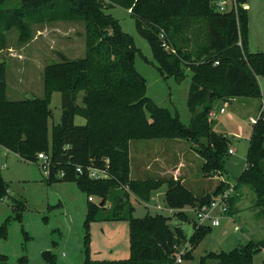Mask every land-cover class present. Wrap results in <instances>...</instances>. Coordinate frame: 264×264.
Masks as SVG:
<instances>
[{
  "label": "trees",
  "instance_id": "obj_1",
  "mask_svg": "<svg viewBox=\"0 0 264 264\" xmlns=\"http://www.w3.org/2000/svg\"><path fill=\"white\" fill-rule=\"evenodd\" d=\"M1 1V0H0ZM15 8L16 27L23 29L20 40L32 22L81 21L84 23L85 53L70 59L58 52L59 59L44 68V97L11 103V113L21 121L19 131L10 124L2 128L1 109L5 105L4 83L0 78V144L21 159L37 162V153L46 152L51 160L47 181L76 180L78 188L112 201L104 219L128 221L129 257L119 260H90L84 264H172L174 242L184 239L180 227L172 229L168 217L155 214L133 217L132 208H124L131 191L147 201L151 191L166 184L165 201L169 208L180 209L209 203L214 194L195 195L179 179L129 178V143L142 138H182L200 146L204 158L203 172H224L223 158L228 156V139L211 129L209 111L218 100L260 97L258 78L264 79V52H249L246 47V9L236 12L215 10L214 0H18ZM212 1V4H211ZM244 3L245 0H238ZM119 5L129 10L140 36L145 38L157 67L163 75L183 77L189 70L191 79L187 106L191 121L183 124L166 107L156 104L145 92V79L135 69L137 50L130 34L107 8ZM13 20V18H11ZM174 52L164 50L158 33ZM216 62V63H215ZM61 94L59 122L48 138L49 102L52 92ZM81 94V103L77 98ZM4 102V103H3ZM3 105V106H4ZM76 116L84 118L76 124ZM18 133L22 136L19 137ZM106 168L103 183L79 173L77 165ZM107 163V166H105ZM63 172V176L58 174ZM239 182L249 184L264 198V112L252 122L244 168ZM96 184V185H95ZM114 185L115 187H112ZM119 186L126 187L124 191ZM94 191V192H93ZM8 184L0 173V201L7 195ZM104 203V202H103ZM102 206V205H101ZM102 209L87 201L84 219V246L89 245V223ZM180 219L185 215L179 212ZM264 220V209H261ZM187 238L194 249L210 233L211 226H195ZM4 230L0 234L4 236ZM264 248V241L248 242L227 251H209L195 264H253V257ZM191 258L190 254H186Z\"/></svg>",
  "mask_w": 264,
  "mask_h": 264
},
{
  "label": "rangeland",
  "instance_id": "obj_2",
  "mask_svg": "<svg viewBox=\"0 0 264 264\" xmlns=\"http://www.w3.org/2000/svg\"><path fill=\"white\" fill-rule=\"evenodd\" d=\"M201 2L192 0V5ZM19 7L18 0L0 1V78L4 83L5 102L1 109L2 128L13 124L16 131L21 121L12 115L10 104L26 101L30 96L44 97V68L59 59L58 52L70 59L83 57L85 53V31L81 21L32 22L26 31L27 39L21 41L20 34L24 30L16 27L14 18L15 8ZM245 9L247 50L264 52V0H245ZM105 11L115 17L121 29L133 39L137 48L133 62L145 79L146 95L188 125L191 121L187 106L190 71L183 69L181 79L163 75L148 41L137 32L129 10L115 5ZM258 82L259 98L237 96L231 101L218 100L213 106L215 116L211 129L228 139V148H234V153L223 158L224 172H203L200 146L182 138H142L129 143L131 179H179L195 195L214 194L221 183L225 190L219 194L230 191L227 213L218 214L220 224L211 226V232L194 249L187 241L197 221L194 211L188 205L169 208L165 201L166 184L151 191L147 201L129 192L124 208H132L133 217L161 214L168 217L167 223L172 229L174 226L181 228L184 239L174 242L175 251L183 253V261L178 264H195L209 251H227L250 241H264L261 216L264 198L263 205H257L258 196L253 187L238 181L246 160L252 127L250 117L258 114L264 90V79L259 77ZM80 100L81 94L77 103H81ZM48 105L50 140L52 127L60 119V92H52ZM221 106L225 109L223 113H219ZM74 121L76 124L85 122L80 116ZM18 135L22 138L20 133ZM0 173L8 184L7 195L0 201V229L5 232L4 236L0 234V264H84L86 257L90 260L129 257L128 221L104 219L112 205L109 197H105L100 206L98 218L89 223L86 250L84 219L88 197L86 191L78 188L76 180L59 178L49 183L39 161L23 160L2 144ZM89 195L95 204L102 199L98 194ZM179 212L185 215L184 220L180 219ZM186 254L192 257L189 259ZM253 264H264V248L254 256Z\"/></svg>",
  "mask_w": 264,
  "mask_h": 264
},
{
  "label": "built area",
  "instance_id": "obj_3",
  "mask_svg": "<svg viewBox=\"0 0 264 264\" xmlns=\"http://www.w3.org/2000/svg\"><path fill=\"white\" fill-rule=\"evenodd\" d=\"M213 3L215 6V10L221 13L228 12L229 10L236 12L238 6H242L245 8V4L239 3L238 0H214ZM158 36L162 40V47L164 48V50L174 52V49H170L169 44L166 41V33L163 30L159 31ZM260 101L261 104H260L259 112L256 115V117H250L251 122H255L256 118L261 114V112H264V90H262ZM224 110H225L224 107L219 108V113H223ZM214 116H215L214 110H210L209 117L212 119ZM228 153L229 154L234 153V148L230 147L228 149ZM37 161H39L42 164L44 172L47 174L49 172V167L51 163L48 154L44 151L37 153ZM105 166H107V163H105ZM76 170L80 174L85 172L88 177L93 179H103L108 177L106 168L96 167L92 163L87 166L77 165ZM58 175L61 177L64 175V173L60 172ZM229 197H230V191L228 190L223 194H218L214 196L209 203L191 207V209L194 211L197 220L194 222L197 223L198 225H209V226L219 225L220 221L218 214L227 213ZM88 200L92 201V197L88 196ZM173 257L174 260L172 264H178L183 261L182 252L174 251Z\"/></svg>",
  "mask_w": 264,
  "mask_h": 264
},
{
  "label": "water",
  "instance_id": "obj_4",
  "mask_svg": "<svg viewBox=\"0 0 264 264\" xmlns=\"http://www.w3.org/2000/svg\"><path fill=\"white\" fill-rule=\"evenodd\" d=\"M34 98L35 97H33V96H30L29 97V99H31V100H34ZM6 152H4V154H5ZM103 202H104V199H101V201L99 202V206H101V205H103Z\"/></svg>",
  "mask_w": 264,
  "mask_h": 264
},
{
  "label": "crops",
  "instance_id": "obj_5",
  "mask_svg": "<svg viewBox=\"0 0 264 264\" xmlns=\"http://www.w3.org/2000/svg\"><path fill=\"white\" fill-rule=\"evenodd\" d=\"M258 81H259V78H258ZM259 83H260V82H259ZM231 100H232V99H231ZM231 100H230V101H231ZM221 107H222V106H221ZM221 107H220V108H221ZM224 111H225V110H224ZM240 172H241V171H240ZM219 221H220V220H219ZM219 224H220V222H219ZM210 232H211V231H210ZM206 236H207V235H206ZM253 263H254V257H253Z\"/></svg>",
  "mask_w": 264,
  "mask_h": 264
}]
</instances>
